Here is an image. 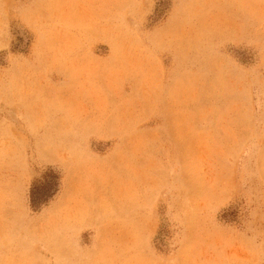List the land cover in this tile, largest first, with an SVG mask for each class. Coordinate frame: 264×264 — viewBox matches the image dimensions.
<instances>
[{"label": "rangeland", "instance_id": "374dc122", "mask_svg": "<svg viewBox=\"0 0 264 264\" xmlns=\"http://www.w3.org/2000/svg\"><path fill=\"white\" fill-rule=\"evenodd\" d=\"M0 264H264V0H0Z\"/></svg>", "mask_w": 264, "mask_h": 264}, {"label": "trees", "instance_id": "16d2710c", "mask_svg": "<svg viewBox=\"0 0 264 264\" xmlns=\"http://www.w3.org/2000/svg\"><path fill=\"white\" fill-rule=\"evenodd\" d=\"M59 176L54 171L45 173L42 180L33 184L30 194V203L34 209L46 205L59 190Z\"/></svg>", "mask_w": 264, "mask_h": 264}]
</instances>
